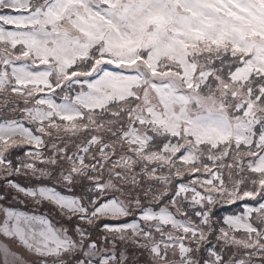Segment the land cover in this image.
<instances>
[{"label": "snow or ice", "instance_id": "6c2138e0", "mask_svg": "<svg viewBox=\"0 0 264 264\" xmlns=\"http://www.w3.org/2000/svg\"><path fill=\"white\" fill-rule=\"evenodd\" d=\"M0 264H264V0H0Z\"/></svg>", "mask_w": 264, "mask_h": 264}, {"label": "rangeland", "instance_id": "374dc122", "mask_svg": "<svg viewBox=\"0 0 264 264\" xmlns=\"http://www.w3.org/2000/svg\"><path fill=\"white\" fill-rule=\"evenodd\" d=\"M0 240H3V238H2V237H0Z\"/></svg>", "mask_w": 264, "mask_h": 264}]
</instances>
